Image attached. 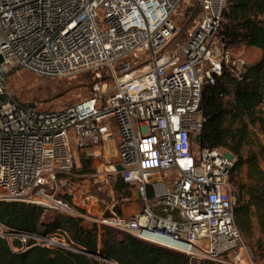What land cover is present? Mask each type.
I'll return each mask as SVG.
<instances>
[{"label":"built area","instance_id":"built-area-1","mask_svg":"<svg viewBox=\"0 0 264 264\" xmlns=\"http://www.w3.org/2000/svg\"><path fill=\"white\" fill-rule=\"evenodd\" d=\"M225 6L226 0H0V55L7 66L17 61L18 69L44 78L97 77L90 95L41 110L12 98L9 74L0 71V202L74 216L100 232L111 228L197 260L246 262L231 182L237 155L197 141L206 120L204 84H215L225 67L241 76L249 66L219 34ZM182 9L193 11L197 23L172 46ZM141 55L145 69L118 77L115 66ZM74 142L89 157L116 145L118 161L105 173L93 167L88 176L127 184L132 196L124 201L140 209L106 211L84 187L65 188L76 166ZM54 235L0 223V237L15 252L35 246L84 252Z\"/></svg>","mask_w":264,"mask_h":264},{"label":"trees","instance_id":"trees-1","mask_svg":"<svg viewBox=\"0 0 264 264\" xmlns=\"http://www.w3.org/2000/svg\"><path fill=\"white\" fill-rule=\"evenodd\" d=\"M219 34L227 49L244 45L264 50V0H226ZM202 106L206 120L200 146H223L237 155L231 175L238 192L236 224L246 238L251 237L255 226L264 233V170L256 152L247 156L242 153L250 140V127L258 125L264 131V55L241 76L225 67L215 84L205 83ZM244 166L248 168V180L237 181V172ZM128 187L123 182L119 185V189ZM128 195L130 192L125 193ZM42 213L41 207L29 203L0 202V223L44 235L66 232L69 242L84 252L35 246L19 253L12 250L6 238L0 237V264H218L111 228L100 232L97 227L85 226L81 219L62 213L42 221ZM14 244L20 246L19 241Z\"/></svg>","mask_w":264,"mask_h":264},{"label":"rangeland","instance_id":"rangeland-1","mask_svg":"<svg viewBox=\"0 0 264 264\" xmlns=\"http://www.w3.org/2000/svg\"><path fill=\"white\" fill-rule=\"evenodd\" d=\"M193 14V11L189 10L182 9L179 11L177 19L181 21L179 23L180 34L172 42V46H176L187 38L196 26L197 17L194 18ZM229 49L235 55H248V47L244 45H236ZM147 66L148 63L144 61V55H141L138 58L133 57L129 59V63L127 64H118L115 66V72L118 77H121L129 71H142ZM111 74L105 71V76L109 77ZM96 80L97 77H91L89 74L70 76L63 79L44 78L26 69L19 68L13 70L8 75L7 85L11 97L22 104L41 110H53L63 108L80 100L82 97L90 95ZM73 145V151L76 155V166L73 176L66 180L65 188H73L74 190V188L80 186L84 187L90 194L99 198L103 209L106 211H110L114 207L115 211L123 213L122 209L124 208L125 213L130 215L132 212L140 209L138 203L124 201V198L132 196V190L129 187L119 189L121 182L117 183L114 178L109 177L108 182H106L105 180L97 181V179L88 176L90 172L95 170L93 167H96V171L98 168L100 172L105 173L107 168L118 161L115 144L110 143L102 146L101 152H97V154L90 157L85 148H77L75 142ZM252 151L258 154L260 166L264 170V131L258 125L250 127V140L242 149L244 156H247ZM247 172V166L238 171L237 181H247ZM67 189L65 190L68 191ZM128 192H130V195L125 196V193ZM235 193H238L237 190H235ZM71 197L74 198V195L72 194ZM75 200H78V198ZM57 213L59 212L43 209L42 220L48 221ZM54 236L59 239H65L69 243L68 236L64 232H56ZM243 237L246 245L245 254L248 260L242 263L232 257H225L224 261L219 264H264V233L258 226H255L250 238H246L244 234Z\"/></svg>","mask_w":264,"mask_h":264},{"label":"water","instance_id":"water-1","mask_svg":"<svg viewBox=\"0 0 264 264\" xmlns=\"http://www.w3.org/2000/svg\"><path fill=\"white\" fill-rule=\"evenodd\" d=\"M223 42H224V40H223ZM18 66L19 65H18L17 61H13L12 65L7 66L5 64V60H4L3 56L0 55V71L2 73L10 74L13 70L18 69ZM1 99L5 100L6 99V95H2ZM200 139H201V135L198 134L197 135V141H199ZM87 162H88V160H87ZM117 168L119 170H123L124 169V167L121 164H118ZM137 196L140 197V193L139 192H137ZM146 234H149V235H151L153 237H156L157 239H159V240H161V241H163L165 243H168V244H171V245H175V246H178V247H181V248H184V249H188V247H189L188 244H186V243H184V242H182L180 240L173 239L172 237H168V236L160 235V234H152V233H148V232Z\"/></svg>","mask_w":264,"mask_h":264},{"label":"crops","instance_id":"crops-1","mask_svg":"<svg viewBox=\"0 0 264 264\" xmlns=\"http://www.w3.org/2000/svg\"><path fill=\"white\" fill-rule=\"evenodd\" d=\"M247 53L248 55L244 57L247 59L248 64L251 65L260 60V58L264 55V50L258 47H248ZM122 211L123 214H126L124 208Z\"/></svg>","mask_w":264,"mask_h":264},{"label":"bare ground","instance_id":"bare-ground-1","mask_svg":"<svg viewBox=\"0 0 264 264\" xmlns=\"http://www.w3.org/2000/svg\"><path fill=\"white\" fill-rule=\"evenodd\" d=\"M163 242V241H162Z\"/></svg>","mask_w":264,"mask_h":264}]
</instances>
